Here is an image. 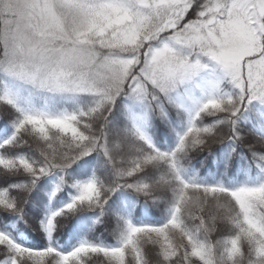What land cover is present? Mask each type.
I'll list each match as a JSON object with an SVG mask.
<instances>
[{
    "label": "snow or ice",
    "instance_id": "1",
    "mask_svg": "<svg viewBox=\"0 0 264 264\" xmlns=\"http://www.w3.org/2000/svg\"><path fill=\"white\" fill-rule=\"evenodd\" d=\"M0 264H264V0H0Z\"/></svg>",
    "mask_w": 264,
    "mask_h": 264
}]
</instances>
